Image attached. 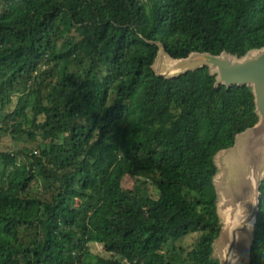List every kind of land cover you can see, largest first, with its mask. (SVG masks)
I'll list each match as a JSON object with an SVG mask.
<instances>
[{
  "label": "trees",
  "instance_id": "trees-1",
  "mask_svg": "<svg viewBox=\"0 0 264 264\" xmlns=\"http://www.w3.org/2000/svg\"><path fill=\"white\" fill-rule=\"evenodd\" d=\"M261 49L264 0H0V131L40 152H0V264H224L216 157L259 124L253 88L154 66ZM127 177L165 210L144 217Z\"/></svg>",
  "mask_w": 264,
  "mask_h": 264
},
{
  "label": "water",
  "instance_id": "water-1",
  "mask_svg": "<svg viewBox=\"0 0 264 264\" xmlns=\"http://www.w3.org/2000/svg\"><path fill=\"white\" fill-rule=\"evenodd\" d=\"M165 58L164 51H162L159 59L164 61ZM172 61L173 64L171 63L165 71H162L160 66L157 68L156 63L154 70L157 76L178 78L191 71L208 67L218 74L217 85L226 86L228 89L235 86L253 88L257 112L260 116L259 124L238 135L233 148L217 155L216 164L220 175L215 181L219 196L221 187L225 190L224 199H227V203L233 208V217L229 227L231 244L226 253L224 264L231 263L237 250L240 238L237 227L239 221L252 224L250 232L246 235L250 240L248 254L250 258L261 211L260 185L264 177V49L252 51L242 60H237L226 54L213 56L209 53H194L187 59ZM241 168L246 173V183L242 189L239 186L243 178Z\"/></svg>",
  "mask_w": 264,
  "mask_h": 264
},
{
  "label": "rangeland",
  "instance_id": "rangeland-1",
  "mask_svg": "<svg viewBox=\"0 0 264 264\" xmlns=\"http://www.w3.org/2000/svg\"><path fill=\"white\" fill-rule=\"evenodd\" d=\"M64 60H69L70 55L66 54L63 58ZM160 63V64H159ZM167 63V65H166ZM173 64V61L171 62L170 59L165 58L164 61L161 59L158 60L156 67L160 66L162 71H165L168 66ZM155 67V68H156ZM21 98V95L11 94L10 95V102L12 103V106L15 108V106L19 103V100ZM29 114V113H28ZM6 113H0V117L2 119H5ZM2 121V120H1ZM1 123V122H0ZM39 146L32 144L26 136L20 135V136H13L9 133L1 132L0 131V152H6V153H13L15 155H19L21 157V154L25 153L27 154L29 150H33L34 154L39 155L40 152L38 151ZM172 180L168 177H163V182L169 183ZM123 187L129 190H135L139 195V203L141 205L143 215L144 217H153L156 214L162 212L165 210L163 207H158L153 201L155 198V192L154 190L149 191V194H146V190L144 191L140 184L137 183L132 178H125L122 183ZM39 187V186H37ZM220 196L222 198V202L220 203V213L223 215L224 219L226 220V224L229 227L231 226V221L233 217V208L225 198V190L219 189ZM230 229L228 232L224 233L221 237V239L218 241L216 248L224 255L226 256V253L230 247L231 244V236H230ZM195 235L189 236L185 238L180 244L177 245L178 249L185 250L187 252L191 251L195 244ZM237 250L233 256L234 260L237 264H245L248 258L249 250H250V240L249 237L246 236H240L238 239V245ZM90 250L92 254V258L96 261L97 258H105L108 259L110 256L105 254L103 246L101 245H90Z\"/></svg>",
  "mask_w": 264,
  "mask_h": 264
},
{
  "label": "bare ground",
  "instance_id": "bare-ground-1",
  "mask_svg": "<svg viewBox=\"0 0 264 264\" xmlns=\"http://www.w3.org/2000/svg\"><path fill=\"white\" fill-rule=\"evenodd\" d=\"M241 171L243 173V178L241 179V181L239 183L240 189H242L246 183V177H245L246 173H245V171L242 170V168H241ZM237 227H238V231L240 232L239 237L241 235L246 236L250 232L252 224L249 225V223H245L244 221H239L237 224ZM227 230H228V227H227L226 231ZM226 231H225V233H226Z\"/></svg>",
  "mask_w": 264,
  "mask_h": 264
}]
</instances>
